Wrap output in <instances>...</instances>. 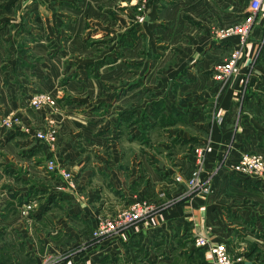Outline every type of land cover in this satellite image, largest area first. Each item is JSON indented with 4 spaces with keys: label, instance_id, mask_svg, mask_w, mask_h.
I'll return each instance as SVG.
<instances>
[{
    "label": "rangeland",
    "instance_id": "rangeland-1",
    "mask_svg": "<svg viewBox=\"0 0 264 264\" xmlns=\"http://www.w3.org/2000/svg\"><path fill=\"white\" fill-rule=\"evenodd\" d=\"M251 1L0 0V264H264V182L232 171L264 157V0L213 78Z\"/></svg>",
    "mask_w": 264,
    "mask_h": 264
},
{
    "label": "built area",
    "instance_id": "built-area-1",
    "mask_svg": "<svg viewBox=\"0 0 264 264\" xmlns=\"http://www.w3.org/2000/svg\"><path fill=\"white\" fill-rule=\"evenodd\" d=\"M262 7L263 0H252L250 3V15L246 16L241 21V23L225 28L218 33L217 38L219 40L223 42H231L233 45L230 48L229 56L224 61L218 63V65L215 67L213 72V78L215 81L219 83H226L231 80L238 71L244 58L248 41L255 27L257 15L262 10ZM33 103L35 106H37V108L41 105L49 107L55 106V101L51 97L49 98L45 95L36 98ZM53 133L56 134L55 132ZM54 134L40 133L38 138L49 143H57L58 137L57 135L54 136ZM51 168L54 169L53 165ZM232 171L238 175H241L240 177H248L253 180L264 182V157L258 154H243L233 165ZM135 207V214H126V217L124 219L121 218V221L117 224L139 220L140 218L147 216L153 210V207L145 202H141ZM117 224L109 220L101 222L99 228L94 234V237L102 238L107 234L112 233ZM198 245L206 247L209 250V252L215 257L216 264H232L229 258L228 248L225 244L222 243L211 245L202 240L198 241Z\"/></svg>",
    "mask_w": 264,
    "mask_h": 264
},
{
    "label": "crops",
    "instance_id": "crops-1",
    "mask_svg": "<svg viewBox=\"0 0 264 264\" xmlns=\"http://www.w3.org/2000/svg\"><path fill=\"white\" fill-rule=\"evenodd\" d=\"M260 25H261V22L259 23V26L254 29L253 37H255V38H258L259 32L261 31V28L259 29ZM216 128L219 129V126H217ZM213 141H214L213 148H215L216 150H220L221 148H220V145L218 144L220 142V140L217 138L216 135H215V138H213ZM214 151H212V153L210 154V159H214L215 158L216 152H214ZM155 179H157V177H155Z\"/></svg>",
    "mask_w": 264,
    "mask_h": 264
}]
</instances>
